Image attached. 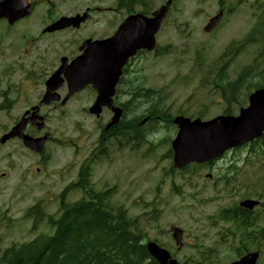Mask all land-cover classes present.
<instances>
[{
	"label": "rangeland",
	"instance_id": "1",
	"mask_svg": "<svg viewBox=\"0 0 264 264\" xmlns=\"http://www.w3.org/2000/svg\"><path fill=\"white\" fill-rule=\"evenodd\" d=\"M121 1L30 0L34 12L26 21L12 27L0 24V138L41 101L44 82L63 57L73 60L85 40L110 38L129 15L144 12L150 16L169 0H145L148 11L138 5L131 13L120 7ZM220 1L175 0L157 36L158 53L141 54L127 68L117 100L128 104L122 122H131L151 108L152 102L141 103L144 101L130 95L129 90L140 85L160 101L163 114L159 116L205 122L224 114L226 102L210 83L229 60L221 61L224 52L254 26L264 0L223 1V23L214 33L205 34L204 27L219 12ZM85 12L90 18L79 30L43 35V29L61 17ZM257 50V46L248 47L230 63V81L252 63ZM249 93L246 88L240 92V108L248 107ZM60 94L65 97L66 91ZM95 98L88 89L66 106L42 108L46 127L41 136L52 137L43 156L28 151L18 140L0 145V256L13 244L53 234L47 222L34 231L33 221L25 218V213L40 204L47 216L55 220L61 216L64 190L77 181L84 161L99 152L101 131L113 117L108 110L98 119L89 113ZM230 107L231 115L237 116L240 108ZM147 116L142 121L149 119ZM157 122L142 126L147 139L141 146L134 141L119 146L122 128L115 137L105 139L107 154L93 164L94 190L110 191V206L124 210L131 220L139 219L145 242L156 241L181 264H232L258 250L257 264H264V238L259 236L261 242L241 249L240 235L233 239L234 245L232 238L223 246L220 241L232 228L220 220L221 211L234 209L250 198L262 202L255 214H264V143L231 151L212 166L177 171L169 155L177 128L163 120ZM66 197L72 204L83 194L71 191ZM172 227L184 230L180 251L172 239ZM256 230L260 235L264 224L259 223Z\"/></svg>",
	"mask_w": 264,
	"mask_h": 264
},
{
	"label": "water",
	"instance_id": "2",
	"mask_svg": "<svg viewBox=\"0 0 264 264\" xmlns=\"http://www.w3.org/2000/svg\"><path fill=\"white\" fill-rule=\"evenodd\" d=\"M170 5L171 2H168L166 6L155 12L152 18H147L141 14L127 18L116 34L108 40L85 42L82 47V50H85L84 54L68 66L66 65L67 60L64 59L61 69L48 81V92L44 103L49 105L52 101L60 100L59 96L50 95V93L57 91L64 83V79L68 82L70 89L65 101L92 84L98 92V97L91 113L99 116L104 107L112 108L115 117L108 128L117 125L123 116V111L120 108L112 107V105L122 69L138 51L151 52L156 48L155 37ZM31 12L32 7L27 0H5L0 3V19L6 18L10 24L29 16ZM221 18L222 13L211 20L205 31L214 30ZM87 19L88 15L62 18L49 27L47 32H55L70 27L79 29ZM62 75H64V79H62ZM249 102L250 107L241 110L240 116L237 118L227 116L202 122L200 119L192 121L186 117H176L173 123L177 126L178 133L172 143L174 167L182 169L192 163L203 164L212 161L229 149L260 138L264 133V89L254 93ZM32 121L35 122L36 119ZM28 122L29 120H23L11 133L2 138L1 143L4 144L11 139L19 138L27 148L35 153H41L48 136L33 139L25 135L24 131ZM43 126L44 124H41L39 128L42 129ZM255 205L254 202L243 204L244 207L250 209ZM172 232L175 241L181 247L183 231L172 228ZM147 249L159 264H179L172 260L170 254L156 243H149ZM257 257L258 254H253L234 264H256Z\"/></svg>",
	"mask_w": 264,
	"mask_h": 264
},
{
	"label": "trees",
	"instance_id": "3",
	"mask_svg": "<svg viewBox=\"0 0 264 264\" xmlns=\"http://www.w3.org/2000/svg\"><path fill=\"white\" fill-rule=\"evenodd\" d=\"M137 4L147 7L145 0H122L120 7L131 11ZM263 43L264 11L245 41V45L260 44L262 47L253 65L245 68L236 80L230 81L226 64L227 67H222L210 83L211 88L228 102L224 114L231 113V105L241 103L240 92L244 88L249 91L254 84L255 88L264 87ZM129 91L133 99L144 101L141 103L152 102L151 108L143 116L131 119V122L121 121L113 133L117 135L115 132L122 128V138L131 139L141 146L147 139L142 127L144 117L148 115L152 124L163 120L173 125L172 119L167 115L159 116L163 114L162 108L160 101H155L152 91L145 90L141 85ZM94 159L93 156L90 162L81 166L78 182L63 193L62 216L57 222L50 220L56 228L55 233L40 235L30 243L13 245L0 256V264H157L146 249L147 237L139 227V219L131 220L124 210L111 207V192H96L91 185ZM71 191H81L83 199L74 204L66 203V195ZM40 212L38 210V217L43 219L45 215Z\"/></svg>",
	"mask_w": 264,
	"mask_h": 264
},
{
	"label": "flooded vegetation",
	"instance_id": "4",
	"mask_svg": "<svg viewBox=\"0 0 264 264\" xmlns=\"http://www.w3.org/2000/svg\"><path fill=\"white\" fill-rule=\"evenodd\" d=\"M90 90H92V89H90ZM92 92L94 93V94H96L93 90H92ZM31 127V126H30ZM32 128H35V127H33L32 126ZM36 132V131H35ZM260 236H261V238H263V236H264V231L263 230H261V232H260Z\"/></svg>",
	"mask_w": 264,
	"mask_h": 264
},
{
	"label": "bare ground",
	"instance_id": "5",
	"mask_svg": "<svg viewBox=\"0 0 264 264\" xmlns=\"http://www.w3.org/2000/svg\"><path fill=\"white\" fill-rule=\"evenodd\" d=\"M263 44H264V43H263ZM263 51H264V50H263ZM226 67H227V66H226ZM203 88H204V87H203ZM238 94H239V93H238ZM160 114H161V113H160ZM160 114H159V115H160ZM162 116H163V115H162ZM148 123H149V122H148ZM132 141H133V140H132ZM83 176H84V175H83ZM192 208H193V207H192Z\"/></svg>",
	"mask_w": 264,
	"mask_h": 264
}]
</instances>
